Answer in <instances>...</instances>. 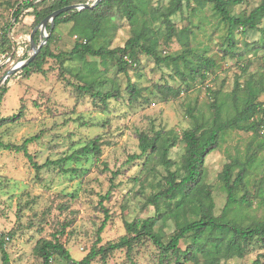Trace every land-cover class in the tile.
Segmentation results:
<instances>
[{
    "label": "rangeland",
    "instance_id": "1",
    "mask_svg": "<svg viewBox=\"0 0 264 264\" xmlns=\"http://www.w3.org/2000/svg\"><path fill=\"white\" fill-rule=\"evenodd\" d=\"M19 1L0 0V31L3 32L9 24V36L14 44L12 50L17 45L20 47V41L26 40L32 30L28 26L27 14L19 16L17 22L12 17ZM167 1L151 0L150 3L160 7ZM260 2L243 0L232 7V11L245 10L248 13ZM139 17L137 13L130 22L122 17L120 9L113 11L112 18L105 20L94 45L108 49L123 46L134 35L133 28L138 26ZM171 20L175 36L166 39L163 26L159 27L157 56H176L189 48L217 63L204 80L199 77L189 80L187 89L176 75L174 63L158 64L153 56L139 50L136 53L137 66H128L124 72L118 69L115 59L109 58L104 65L101 58L87 55L82 62L68 59L63 65L58 58H48L43 64V73L32 72L26 76L18 71L8 78L7 91L0 103L1 110L5 109L6 113L2 118L20 112L16 121L0 124V232L5 235L12 232L11 236L7 235L9 240H4L3 247L9 256V264H40L41 259L34 249L36 242L53 236L58 238L72 259L81 260L95 244L105 245L124 235L125 222L155 214L154 205L148 199L156 192V182L166 170L158 153L153 154L148 162L145 156L129 160L130 156L140 152V132L151 136L158 130H173L181 136L184 129L192 128L196 122L211 125L214 117L211 92L216 90L217 103L223 104L220 120L234 114L232 95L237 86L239 95L250 90L255 92L256 102L264 104V50L245 51L242 47L243 41L259 40L260 31L241 33L233 30L232 39L238 43L239 49L244 50L243 57L237 59L223 55L227 29L220 23L211 4H192ZM71 26L72 23L68 22L56 27L51 41L53 53L69 52L73 48L78 37L73 34ZM39 40L38 33L37 42ZM3 49L1 44V52ZM23 52L29 55V45ZM20 58L0 66V77L13 63L22 60ZM178 66L183 68L180 60ZM91 67L97 69L90 75L93 89L114 92L116 97L103 103L77 88L84 84L79 79L80 73H87ZM128 78L141 90L135 98L127 91ZM166 85L181 86L182 89L178 96L165 99L157 86L161 89ZM36 135L38 137L27 144V150L38 166L77 151L97 135L100 136L101 151L83 155L79 161L65 162L63 167L68 171H62L53 163L37 168L23 152L3 146L20 145ZM263 142V134L228 130L218 146L206 155L204 179L210 186L216 215L226 202V193L218 179L222 166L230 160H242L253 154L257 156L256 176L260 178L264 175ZM183 147L181 141L171 147L172 169L180 164ZM107 193L109 196L103 198ZM250 199L252 204L248 211L257 218L264 216V201L255 191ZM103 223L98 236L97 231ZM174 228V222L169 219L165 232L169 234ZM187 242L181 240L180 248L184 249ZM257 252L256 248L241 258H223L218 264H251ZM207 255H200L197 264H206ZM169 260L160 259L157 247L144 238L134 245L129 256L125 249L116 250L104 258L97 257L91 264H174L173 257ZM49 264L69 263L54 254ZM184 264L194 263L184 261Z\"/></svg>",
    "mask_w": 264,
    "mask_h": 264
},
{
    "label": "trees",
    "instance_id": "2",
    "mask_svg": "<svg viewBox=\"0 0 264 264\" xmlns=\"http://www.w3.org/2000/svg\"><path fill=\"white\" fill-rule=\"evenodd\" d=\"M84 2L87 0H40L38 2L20 0L16 10L12 13V17L17 22L18 17L23 14L32 16L33 21L29 26L33 29L52 11L70 4ZM150 2L151 0H101L93 8L72 9L59 14L54 19L52 28L49 24L47 25L46 30L49 35L46 43L35 58L20 70V73H24L26 76L32 72L43 73L45 71L43 64L48 58H58L63 65L64 60L68 59L82 62L87 55L101 58L104 65L107 64L109 58L115 59L118 69L124 72L128 66H137L136 53L139 50L153 56L158 64L165 61L174 63L175 73L181 82L185 83L187 89L190 87L189 80H195L197 77L204 80L207 73L213 71L217 66L215 60L203 54L194 53L189 48L184 49L180 55H168L161 58L157 56L155 49L159 39V27L163 26L165 38L171 39L176 33L171 20L172 17L177 13H182L184 8L200 2L211 4L220 23L226 25L227 34L223 45L224 57L230 56L240 59L243 57V49L253 52L264 50V25L261 26L264 20V0H261L248 13L245 10L241 12L232 11V7L241 4L243 0H168L166 4L160 7L154 6ZM119 9L122 12V17L130 22L136 18L137 13L140 14L136 22L138 26L133 28L134 35L128 38L123 46L116 48L108 49L101 45L95 46L94 42L103 29L105 20L111 19L113 11L118 12ZM68 22L72 23V32L78 38H76L75 44L69 52L55 54L51 49L55 29L60 23ZM8 26L9 24L3 32L0 31V45L2 44L4 47V52L1 50L0 52L5 57L10 56L14 45L11 43ZM233 30H239L241 33H246L248 30H258L262 36L253 42L243 41L242 47L244 48L239 49L238 43L232 39ZM37 31L35 32L36 35L34 34L36 42L39 33ZM20 45V47L18 45L16 48L14 47L15 51L8 62L19 56H21L20 59L28 56V53L23 52L24 47L29 45L28 38L20 41ZM179 60L183 65L182 69L178 66ZM94 69L97 71L96 68L91 67L87 73H80L79 79L84 81V84L77 86V88L89 93L93 98H99L100 102L106 103L107 99L116 97L117 94L93 89L90 75L93 74ZM8 78L0 87V103L3 94L7 91L6 82ZM237 87L233 89L232 95L234 114L228 118L220 120L223 104L217 103L218 90H216L211 92L214 97L211 103L214 111L211 125L196 122L192 128L184 129L181 136L173 130H158L151 136L143 132L138 134L140 152L130 156L129 160L145 156L146 162H148L153 154L158 153L160 162L166 170V174L156 182V192L148 199L149 203L154 205V215L125 222L126 233L124 235L105 245L97 246L95 244L81 260L72 259L56 236H53L52 239H40L34 248L41 259L40 264H49L54 254L62 256L69 264H91L97 257L104 258L121 249H125L129 256L134 245L144 238L151 240L157 247L160 251V259L170 261V257H173L174 264H184V261L197 264L199 256L202 254H209L204 263L218 264L223 258H241L256 248L258 252L251 264H264V216L257 218L248 211L252 204L251 194L254 191L257 197L264 201V175L260 178L256 176L257 167H259L257 156L250 154L242 160L233 159L222 166L218 179L226 193V202L218 215L214 213L215 203L210 186L204 179L205 157L218 146L226 131L244 130L264 135V104L256 102V94L250 90L239 95ZM157 89L162 91L166 99L168 96H178L182 87L166 85L161 89L157 86ZM115 91L117 92V90ZM127 91L132 98H135L141 90L128 78ZM2 117L0 113V124L3 121H16L20 117V112L9 117ZM37 137L36 135L27 138L20 145L4 144L3 146L16 152H23L37 168L53 163L57 164L62 171H68L63 167L65 162L79 161L83 155L98 154L101 151L100 136L97 135L77 151L38 166L34 164L27 150V144ZM177 141L184 144V151L180 164L172 169L174 163L169 158V152ZM107 196L109 193L103 198ZM106 216H108L107 213ZM169 219L174 222L175 228L173 232L167 234L164 228ZM103 226L104 223L97 231L98 236ZM7 235L11 236L12 232H8ZM7 235L0 232V264H9V256L3 249ZM99 240L100 237L97 238V241ZM181 240L188 241L184 249L179 246ZM131 264L135 263L132 262Z\"/></svg>",
    "mask_w": 264,
    "mask_h": 264
},
{
    "label": "water",
    "instance_id": "3",
    "mask_svg": "<svg viewBox=\"0 0 264 264\" xmlns=\"http://www.w3.org/2000/svg\"><path fill=\"white\" fill-rule=\"evenodd\" d=\"M101 0H93L92 2H84V3H75V4H70L68 6H64L61 8H58L54 11H52L50 14L45 16L38 24H36L33 29L31 30L29 36H28V41H29V50L30 53L29 55L22 59L19 60L15 63H13L0 77V87L4 82L7 80L8 77L13 75L14 73L20 71L22 68L27 66L38 54L40 51L41 47L46 43L48 39V33H46V28L47 25L49 24L50 27L52 28L54 25V19L61 13L72 10V9H77L80 10L82 8H93L96 6ZM39 31V37L40 40L39 42H36L34 40V34L36 31ZM15 51V48H13V52L10 54L9 58L12 57L13 53Z\"/></svg>",
    "mask_w": 264,
    "mask_h": 264
},
{
    "label": "built area",
    "instance_id": "4",
    "mask_svg": "<svg viewBox=\"0 0 264 264\" xmlns=\"http://www.w3.org/2000/svg\"><path fill=\"white\" fill-rule=\"evenodd\" d=\"M27 1H30V2H38L40 0H27ZM93 0H87V2H92ZM0 43H1V34H0ZM9 57H5L3 53L0 52V66L3 65V64H6L8 61H9ZM263 133H264V129H263ZM5 239L8 240V237L5 236Z\"/></svg>",
    "mask_w": 264,
    "mask_h": 264
},
{
    "label": "crops",
    "instance_id": "5",
    "mask_svg": "<svg viewBox=\"0 0 264 264\" xmlns=\"http://www.w3.org/2000/svg\"><path fill=\"white\" fill-rule=\"evenodd\" d=\"M31 17V18H30ZM27 21H28V26L32 23V21H33V17L32 16H27ZM29 19V20H28ZM5 111V109H2L1 110V108H0V113H1V116H6V113L4 112Z\"/></svg>",
    "mask_w": 264,
    "mask_h": 264
}]
</instances>
